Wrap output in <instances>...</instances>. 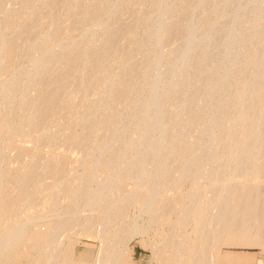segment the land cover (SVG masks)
Here are the masks:
<instances>
[{
	"label": "bare ground",
	"instance_id": "bare-ground-1",
	"mask_svg": "<svg viewBox=\"0 0 264 264\" xmlns=\"http://www.w3.org/2000/svg\"><path fill=\"white\" fill-rule=\"evenodd\" d=\"M134 235L264 251V0H0V264H124Z\"/></svg>",
	"mask_w": 264,
	"mask_h": 264
},
{
	"label": "rangeland",
	"instance_id": "rangeland-1",
	"mask_svg": "<svg viewBox=\"0 0 264 264\" xmlns=\"http://www.w3.org/2000/svg\"><path fill=\"white\" fill-rule=\"evenodd\" d=\"M35 144L39 146L38 148L40 152H43L42 153L43 155L49 151H53V148H54L53 152L55 154H63L67 156L68 160L70 159L69 160V164L71 163L70 165H77V162L82 157V151L80 150V148L67 146L66 144H63V143H59L55 145L53 148H50L49 146H46L44 144L42 145L37 142L35 143L34 141L30 139H25L24 141L21 142V145L25 148H33ZM8 154H10L9 156L11 158L14 157L12 158L13 160H11L12 161L11 165L14 167L19 165V160L15 158L16 156H14L16 154V149L11 147L8 150ZM29 158H30L29 156L27 155L25 156L26 161L29 160ZM79 169L81 170V167H79ZM47 180L50 181V178H47ZM185 187H187V185H185ZM130 212L133 214L136 212V209H132ZM86 213H88V211L86 210L82 211V214H86ZM136 215H137V212L133 216H136ZM39 222L37 226L43 223V221H39ZM139 236L140 235H134V237L129 238L130 240L129 239L126 240L125 250H126L127 256H126L124 264H157L156 260L154 259L153 254L151 253L152 248L147 242L149 241L148 240L149 237L147 235H143L140 237ZM59 238L63 239L64 234L59 235ZM76 238H79V239H76ZM97 238L91 237V236H85L80 233L76 234L74 237L76 241L75 242L76 244L74 243L75 253L91 251L93 255L92 257L97 256L99 254L98 247H100L101 245V241L99 240V238L98 239ZM240 252L242 253L244 252L243 256L246 255V256H250L254 258H260L261 262H259L258 264H264V251L259 246L255 244H242V243H221L220 254L224 255L226 253H231L233 254V256L230 257L231 260L224 259V260H221L219 264H256V263H253L255 261L248 262V261H240L238 259H235L237 257L236 255H239V254H240L239 256L242 255ZM31 255H32L31 250H26V256H31Z\"/></svg>",
	"mask_w": 264,
	"mask_h": 264
},
{
	"label": "crops",
	"instance_id": "crops-1",
	"mask_svg": "<svg viewBox=\"0 0 264 264\" xmlns=\"http://www.w3.org/2000/svg\"><path fill=\"white\" fill-rule=\"evenodd\" d=\"M257 259H259V258H256V260H257ZM253 263H256V264H258V262H253Z\"/></svg>",
	"mask_w": 264,
	"mask_h": 264
}]
</instances>
